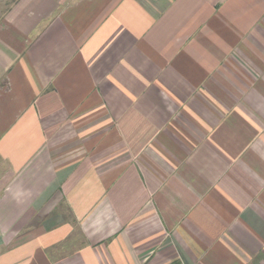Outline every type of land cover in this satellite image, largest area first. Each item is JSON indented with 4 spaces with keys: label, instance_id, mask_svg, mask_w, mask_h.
Instances as JSON below:
<instances>
[{
    "label": "crops",
    "instance_id": "0c3cea01",
    "mask_svg": "<svg viewBox=\"0 0 264 264\" xmlns=\"http://www.w3.org/2000/svg\"><path fill=\"white\" fill-rule=\"evenodd\" d=\"M0 73V264H264V0H16Z\"/></svg>",
    "mask_w": 264,
    "mask_h": 264
},
{
    "label": "rangeland",
    "instance_id": "374dc122",
    "mask_svg": "<svg viewBox=\"0 0 264 264\" xmlns=\"http://www.w3.org/2000/svg\"><path fill=\"white\" fill-rule=\"evenodd\" d=\"M15 2L16 0H0V18H2V15H4ZM1 82H4V76L0 73V83ZM1 167L0 165V169H2Z\"/></svg>",
    "mask_w": 264,
    "mask_h": 264
}]
</instances>
